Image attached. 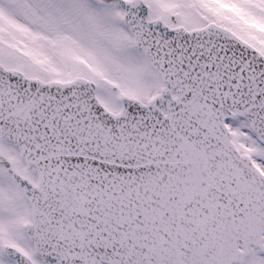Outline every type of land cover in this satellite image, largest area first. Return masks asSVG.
<instances>
[{
    "label": "snow or ice",
    "instance_id": "snow-or-ice-1",
    "mask_svg": "<svg viewBox=\"0 0 264 264\" xmlns=\"http://www.w3.org/2000/svg\"><path fill=\"white\" fill-rule=\"evenodd\" d=\"M0 264H264V0H0Z\"/></svg>",
    "mask_w": 264,
    "mask_h": 264
}]
</instances>
